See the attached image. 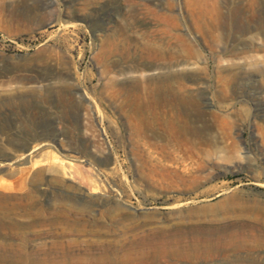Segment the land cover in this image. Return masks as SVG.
Returning a JSON list of instances; mask_svg holds the SVG:
<instances>
[{
	"label": "rangeland",
	"instance_id": "rangeland-1",
	"mask_svg": "<svg viewBox=\"0 0 264 264\" xmlns=\"http://www.w3.org/2000/svg\"><path fill=\"white\" fill-rule=\"evenodd\" d=\"M263 41L264 0H0V223L24 255L99 251L117 205L198 241L155 237L150 264H264Z\"/></svg>",
	"mask_w": 264,
	"mask_h": 264
},
{
	"label": "bare ground",
	"instance_id": "bare-ground-1",
	"mask_svg": "<svg viewBox=\"0 0 264 264\" xmlns=\"http://www.w3.org/2000/svg\"><path fill=\"white\" fill-rule=\"evenodd\" d=\"M128 1L130 2L131 5L134 4V0H128ZM247 39L251 42H256L258 36L251 35ZM181 40L183 41L185 47L191 48L186 38H181ZM18 197L19 195L17 196V198ZM229 206L230 205L228 204V207ZM0 210L4 211L1 205H0ZM105 212L109 216L108 217L109 221L106 223L103 222L104 224L102 225L107 228L105 232H113V237L104 238L98 241H93V240L87 241L88 244L93 245V247L94 245L98 246L100 249L99 251H96L93 248H90L87 253H78L80 251L72 252L75 249L73 250L71 247H69V248L59 249L58 253L56 252L57 253L56 255L54 254L52 255L45 254L43 256L24 255L22 250H26L30 247L29 244L30 239L26 231L12 229L11 226L12 225L14 226V224L10 225V222L7 224V227H6V223L5 224L0 223V228L2 229L0 231V236H3L11 240L9 242L0 244V248L4 249L5 252L8 250L10 251L13 250L12 252H10L9 254L7 253L6 255L0 253V260L12 263V262L23 261L22 258L24 257L27 263L33 262V264H150L151 239H154L155 237H161L163 239L165 238L167 243L173 242V244H176L179 238H181L180 241L182 243L189 241L186 240L185 238L183 239L182 234L180 232L179 233L181 235L176 231L174 232L168 231V229L164 226H155L149 228V226L145 225V218L138 219L134 215L132 216V214H127L125 211L119 209V206L117 205L108 208ZM215 212H217V210L215 211L213 210L214 215L216 214ZM30 213H32L33 215L32 216L33 221H25L24 226L28 227L29 225H33L36 222H39V223H47L51 228H53L58 224L59 228H61V230L59 231V235L62 238L68 236L69 225L76 226L78 224V221L73 220V217L68 215L66 210L65 211L61 210L60 212H58L56 218L55 216L49 217L46 214H43L41 211L39 218H37L38 210L30 211ZM8 227L10 228L8 229ZM14 238L19 239L20 241L15 242L13 240ZM194 240L196 239H193V241ZM61 242L63 243L64 241ZM196 242L198 241H194L190 245L184 243L185 245H187L188 249L186 251L179 252L182 253L180 254V256L190 259L195 258L196 249L195 250H191V249L194 246H196L195 245Z\"/></svg>",
	"mask_w": 264,
	"mask_h": 264
}]
</instances>
